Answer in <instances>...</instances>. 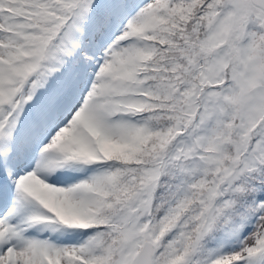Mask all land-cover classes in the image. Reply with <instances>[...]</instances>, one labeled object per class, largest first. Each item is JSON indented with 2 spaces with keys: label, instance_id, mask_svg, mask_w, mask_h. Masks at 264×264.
<instances>
[{
  "label": "snow or ice",
  "instance_id": "obj_1",
  "mask_svg": "<svg viewBox=\"0 0 264 264\" xmlns=\"http://www.w3.org/2000/svg\"><path fill=\"white\" fill-rule=\"evenodd\" d=\"M0 264H264V0H0Z\"/></svg>",
  "mask_w": 264,
  "mask_h": 264
}]
</instances>
